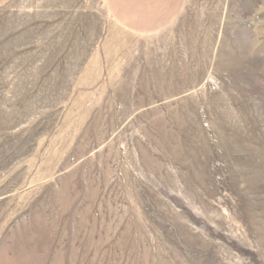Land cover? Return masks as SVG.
<instances>
[{
  "label": "rangeland",
  "instance_id": "obj_1",
  "mask_svg": "<svg viewBox=\"0 0 264 264\" xmlns=\"http://www.w3.org/2000/svg\"><path fill=\"white\" fill-rule=\"evenodd\" d=\"M0 264H264V0L0 6Z\"/></svg>",
  "mask_w": 264,
  "mask_h": 264
},
{
  "label": "crops",
  "instance_id": "obj_2",
  "mask_svg": "<svg viewBox=\"0 0 264 264\" xmlns=\"http://www.w3.org/2000/svg\"><path fill=\"white\" fill-rule=\"evenodd\" d=\"M9 0H0V6ZM109 14L123 28L140 33L162 30L179 16L186 0H104Z\"/></svg>",
  "mask_w": 264,
  "mask_h": 264
}]
</instances>
